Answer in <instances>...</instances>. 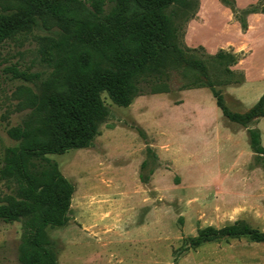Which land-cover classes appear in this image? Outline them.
Listing matches in <instances>:
<instances>
[{"label":"rangeland","instance_id":"374dc122","mask_svg":"<svg viewBox=\"0 0 264 264\" xmlns=\"http://www.w3.org/2000/svg\"><path fill=\"white\" fill-rule=\"evenodd\" d=\"M66 3L0 0V13L29 18L0 44V166L21 145L9 129L36 126L64 80L46 52L70 30L55 14ZM167 12L163 62L138 77L131 104L103 93L109 114L89 147L33 160L74 186L68 222L46 229L57 264H264V241L222 233L234 224L264 233V156L249 135L258 129L264 146V0H176ZM13 65L39 76L13 78ZM220 97L229 112L258 106L251 122L231 121ZM19 187L0 175V204L21 201ZM27 219H0V264H20Z\"/></svg>","mask_w":264,"mask_h":264},{"label":"trees","instance_id":"16d2710c","mask_svg":"<svg viewBox=\"0 0 264 264\" xmlns=\"http://www.w3.org/2000/svg\"><path fill=\"white\" fill-rule=\"evenodd\" d=\"M175 1L67 0L55 11L70 30L52 43L46 61L65 74L64 80L50 94L55 97L48 100L47 112L36 126L9 129V135L21 140V145L7 148L0 166L2 177H17L22 193L21 201L0 204V219L14 222L28 215L19 247L20 264H57L46 229L68 222L74 193V186L56 164L48 161V167L37 171L33 160L89 147L98 134L99 122L109 114L103 93L118 106L131 104L138 77L151 64L163 62L162 52L167 50L170 36L167 10ZM107 4L110 8L106 12ZM28 20L22 13H0V44ZM174 49L187 64L202 65L185 57L177 46ZM226 57L223 51L216 55V59ZM8 71L13 78L25 81L39 76L14 65ZM218 106L231 121L244 125L251 122L258 108L246 115L229 112L221 97ZM249 135L254 151L264 156L260 131L250 128ZM206 231L212 233V229ZM222 233L249 234L256 241H264V233L248 226L230 225ZM200 239L197 241H203Z\"/></svg>","mask_w":264,"mask_h":264}]
</instances>
